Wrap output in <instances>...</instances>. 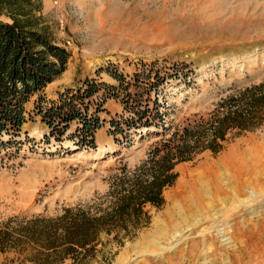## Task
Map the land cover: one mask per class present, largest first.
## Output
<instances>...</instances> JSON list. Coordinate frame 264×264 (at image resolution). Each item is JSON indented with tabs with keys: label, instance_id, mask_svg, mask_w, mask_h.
Returning a JSON list of instances; mask_svg holds the SVG:
<instances>
[{
	"label": "rangeland",
	"instance_id": "obj_1",
	"mask_svg": "<svg viewBox=\"0 0 264 264\" xmlns=\"http://www.w3.org/2000/svg\"><path fill=\"white\" fill-rule=\"evenodd\" d=\"M42 14L56 41L72 52L65 73L46 90L50 98L87 78L116 84L107 73L98 75L110 65L131 75L141 62L189 64L196 71L194 83L167 90L176 125L207 115L229 89L264 80V0H44ZM106 108L123 112L115 100ZM22 133L20 146L0 152L1 219L56 216L106 193L112 178L124 167L139 166L158 140L146 131L135 136L131 147L121 146L105 127L96 135L95 150H79L71 142L47 143L39 121H28ZM251 137L264 139V125L232 139L218 154L206 151L178 165L179 178L165 191V205L147 208L150 223L123 246L109 242L100 247L87 264H264V177L255 187L257 198L243 195L215 204L216 225L205 221L177 239L171 234L153 248L146 244L157 217L171 205L182 179L179 169L194 171L206 156L217 161ZM12 257L0 253V264Z\"/></svg>",
	"mask_w": 264,
	"mask_h": 264
},
{
	"label": "trees",
	"instance_id": "obj_2",
	"mask_svg": "<svg viewBox=\"0 0 264 264\" xmlns=\"http://www.w3.org/2000/svg\"><path fill=\"white\" fill-rule=\"evenodd\" d=\"M43 1L0 0V152L20 146L28 121L43 125L47 143L71 142L79 150H95L105 127L121 146L131 147L146 131L158 139L139 166L112 178L106 193L56 216L0 218V253L14 255L3 264H87L100 247L123 246L150 223L147 208L165 205L178 165L206 151L218 154L232 139L264 125V80L229 89L207 115L176 125L167 90L194 83L189 64L141 62L131 75L110 65L98 75L105 72L116 84L87 78L50 98L46 90L65 73L72 52L46 25ZM109 100L123 112H109Z\"/></svg>",
	"mask_w": 264,
	"mask_h": 264
},
{
	"label": "bare ground",
	"instance_id": "obj_3",
	"mask_svg": "<svg viewBox=\"0 0 264 264\" xmlns=\"http://www.w3.org/2000/svg\"><path fill=\"white\" fill-rule=\"evenodd\" d=\"M179 170L182 179L172 196L171 205L157 217L148 236L151 240L146 244L150 248L171 234L173 239L182 237L187 228L196 229L205 221L216 225L219 217L213 210L215 204H228L243 195L257 198L255 187L261 184L264 177V139L248 138L231 147L217 161H210L206 156L196 170L191 171L188 166ZM224 180L229 183H224ZM237 209L229 211L234 215ZM217 232L219 235L224 233L223 229Z\"/></svg>",
	"mask_w": 264,
	"mask_h": 264
},
{
	"label": "crops",
	"instance_id": "obj_4",
	"mask_svg": "<svg viewBox=\"0 0 264 264\" xmlns=\"http://www.w3.org/2000/svg\"><path fill=\"white\" fill-rule=\"evenodd\" d=\"M55 83V82H54Z\"/></svg>",
	"mask_w": 264,
	"mask_h": 264
}]
</instances>
